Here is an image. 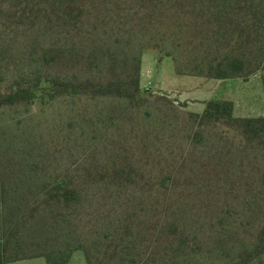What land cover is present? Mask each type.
<instances>
[{"label":"rangeland","instance_id":"rangeland-1","mask_svg":"<svg viewBox=\"0 0 264 264\" xmlns=\"http://www.w3.org/2000/svg\"><path fill=\"white\" fill-rule=\"evenodd\" d=\"M65 11L59 0H0V92L20 74L40 72L43 49L59 45L81 60L95 56V67H84L89 74H105L113 58L138 56L143 90L182 113L202 114L217 100L231 102L234 117H264V0L225 7L209 0H77ZM239 36L262 64L259 72L228 80L194 73V60L207 49ZM106 105L46 99L0 111V174H7L9 192L33 174L56 178L107 165L114 174L89 188L72 219L71 246L61 243L51 264H88V255L94 264H223L213 253L191 258L162 250L158 223L175 213L212 230L244 223L248 230L232 239L236 249L252 243L250 229L264 224V145L242 147L220 128L185 135L176 124L163 136L133 140ZM157 111L149 109V122L159 132ZM131 221L130 236L113 238ZM214 244L210 238L204 252Z\"/></svg>","mask_w":264,"mask_h":264},{"label":"trees","instance_id":"trees-1","mask_svg":"<svg viewBox=\"0 0 264 264\" xmlns=\"http://www.w3.org/2000/svg\"><path fill=\"white\" fill-rule=\"evenodd\" d=\"M209 1L225 7L231 0ZM59 3L68 12L76 7L77 0H59ZM254 54L242 36L231 38L223 45L216 43L214 51L207 49L203 60H194V73L216 80L248 78L262 69ZM40 58V72L35 71L32 76L26 72L20 74L6 91L0 92V111L26 109L37 100L46 99L105 102L108 103L109 118L118 114L116 123L125 127L128 138L133 140L144 135L163 136L170 126L176 124L185 135L193 128L197 137L205 131L220 128L224 130L222 135L232 134L242 147L264 145V117H234L231 102L212 100L202 114H186L165 96H149L141 86V60L138 56L113 58L105 74H89L90 71L84 69L85 66L89 69L95 67V56H83L81 60L59 45L44 48ZM178 75L185 73L179 70ZM152 107L158 108L162 125L159 132L155 131V124L149 122ZM145 120L149 124H144ZM105 167L102 171L86 169L83 173L74 171L56 178L33 174L32 179L16 183L11 192L5 186L7 174H0V264L36 258H44L47 264H51L50 257L61 243L69 249L71 244L67 236L72 233V219L83 208L89 188L107 178H114L109 166ZM132 224L131 221L119 226L113 238L124 241L132 234ZM245 228L248 230L246 224L231 221L217 228L214 225L212 230L205 224L189 225L183 214L175 213L166 214L158 223L157 236L166 252L177 254L181 251L191 258L213 253L224 261L223 264H264V224L250 229V245L236 249L232 237ZM210 238L215 243L213 249L204 252L203 245H208ZM80 247L85 248L81 244ZM87 263L94 264L90 255Z\"/></svg>","mask_w":264,"mask_h":264},{"label":"crops","instance_id":"crops-1","mask_svg":"<svg viewBox=\"0 0 264 264\" xmlns=\"http://www.w3.org/2000/svg\"><path fill=\"white\" fill-rule=\"evenodd\" d=\"M1 221H2V210H1V204H0V238H1V232H2ZM10 264H47V263L44 258H36V259L24 260V261H19V262L10 263Z\"/></svg>","mask_w":264,"mask_h":264}]
</instances>
